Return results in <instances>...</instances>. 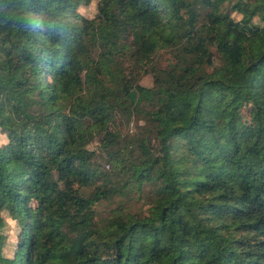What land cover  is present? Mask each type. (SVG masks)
I'll list each match as a JSON object with an SVG mask.
<instances>
[{"label":"trees","instance_id":"16d2710c","mask_svg":"<svg viewBox=\"0 0 264 264\" xmlns=\"http://www.w3.org/2000/svg\"><path fill=\"white\" fill-rule=\"evenodd\" d=\"M90 1L0 0V264H264V0Z\"/></svg>","mask_w":264,"mask_h":264},{"label":"rangeland","instance_id":"374dc122","mask_svg":"<svg viewBox=\"0 0 264 264\" xmlns=\"http://www.w3.org/2000/svg\"><path fill=\"white\" fill-rule=\"evenodd\" d=\"M94 0H91L89 3L82 5L79 7V11L82 12L86 16H91L94 11ZM169 61L168 54L166 53L165 50H162L158 54L157 58V64L159 66H163ZM139 82L144 85H150L151 83V78L147 74L142 75L139 79ZM239 113L243 117L244 120L249 121L250 120V114L245 112V106H242L239 108ZM134 128V119L131 118L129 121L128 125H124L122 127V131H125L126 129L131 130ZM6 140L5 135L0 131V144L3 143ZM22 165L19 161L5 157L4 159L0 160V171L5 177L6 180L12 182L15 180L16 176L19 174H23L22 171ZM122 199L118 197H114L110 200L103 201L98 206V209L101 212L106 211L107 209L112 208L113 206L119 204ZM145 204L142 199H132L126 202V209L129 211H134V212H142L145 209ZM5 231L7 232V243L5 246V252L10 253V249L12 246V241L14 240V231H15V224L13 223V220L9 218H5Z\"/></svg>","mask_w":264,"mask_h":264}]
</instances>
